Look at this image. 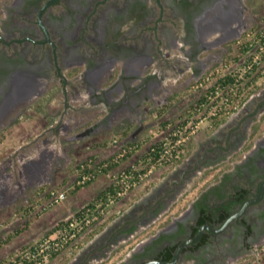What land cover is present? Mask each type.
Returning a JSON list of instances; mask_svg holds the SVG:
<instances>
[{
    "label": "rangeland",
    "instance_id": "rangeland-1",
    "mask_svg": "<svg viewBox=\"0 0 264 264\" xmlns=\"http://www.w3.org/2000/svg\"><path fill=\"white\" fill-rule=\"evenodd\" d=\"M12 2L0 0V25ZM242 6L245 11H241V16L226 11L221 14L222 20H225L224 27L229 32L219 29L208 35L209 41L215 43L202 49L195 57L187 52V44L183 45V51L176 49L166 55L171 58L170 55L177 54L179 61L189 66L188 69L165 75L155 73L154 65H145L136 80H133L134 76L129 84H122L119 77L125 75V71L122 64L117 63L114 70L98 80L93 90L95 93L87 89V94L80 99L69 100L70 107L66 114L67 97H64L62 82L56 80L39 88L41 79L37 74L18 76L20 81L16 91L23 84L21 80L25 76L32 87L26 91V96H21V100H26L17 103L0 121V264H28V261L35 264H118L184 210L214 180L216 174L231 169L235 161L244 156V150L247 152L257 137L253 136L243 151L230 161L215 169L208 167V171L213 172L208 177L205 176L208 171L203 166L191 175L185 188L177 193L182 203L180 208L175 203L179 195L176 197L173 194L166 204L168 213L165 216L142 220L143 226L137 227L130 239L127 237L115 250H111V246L104 257L98 253L92 261L84 257L87 250L98 243L103 231L122 221L123 216L120 215L130 209L135 200L151 191L153 196L160 187L166 185L169 189L174 180H181L182 168L188 164L191 166L201 155L203 143L212 133L217 134L235 119L237 112L227 116L226 121L216 129L215 124L220 118L208 117L216 113L215 106L203 107V102L210 96L207 89H211L221 75L230 73L234 68L238 71L247 57L259 55L260 73L258 77H253L261 78L260 88L264 87V49H261L262 43L258 38L264 35V0H243ZM246 42L253 43V49L237 65L234 58ZM242 68V72L247 71L245 65ZM84 70L82 65L69 69L65 74L69 80H74L76 76L83 75ZM144 82L147 83L142 91L146 93L145 99L141 96L142 92L133 93ZM123 86L130 90L129 97ZM66 89L70 90V87L64 86V92ZM109 91L116 102L110 104L112 108L105 109L100 105L95 110L87 107V110L84 109L86 111L76 110L79 106L98 104L93 101L92 94ZM138 97L141 101H138ZM126 99L129 101L123 103ZM118 110L121 111L114 118L113 112ZM60 121L66 123L61 135L47 133ZM182 128L189 129L187 134L194 133L180 158L167 160L164 155L161 158L162 152L155 161L146 159L156 144L161 149L163 146L168 149L175 134ZM129 154L130 157L124 160ZM111 160L120 161V165L108 172H99V168H107ZM87 161L92 162L90 169L95 171L96 177L89 186L73 192L77 186L76 169ZM128 171H131V177ZM35 175L39 181L45 178L46 181L39 184ZM133 179L137 185L117 196L114 203L108 202L104 208L103 203L98 205L101 214L95 212L93 224L78 233L76 238L71 239L73 231L65 227L54 231L61 222L72 219L112 185H117L118 192L122 193L123 185L131 184ZM53 191L66 192V200L52 205L48 196ZM18 230L23 232L19 233ZM57 239H61L62 247L56 258L49 257L42 261L37 259V254L35 258L31 256L35 248L41 256V251L45 249L42 243ZM230 264H264V241L257 246H248L244 255Z\"/></svg>",
    "mask_w": 264,
    "mask_h": 264
},
{
    "label": "flooded vegetation",
    "instance_id": "flooded-vegetation-1",
    "mask_svg": "<svg viewBox=\"0 0 264 264\" xmlns=\"http://www.w3.org/2000/svg\"><path fill=\"white\" fill-rule=\"evenodd\" d=\"M242 5L243 0H13L0 25V121L17 103L26 100H21V96H26V91L32 87L25 76L16 91L20 74H37L41 79L39 88L59 80L63 84L64 97L74 101L86 95L88 90L95 93L93 90L98 80L117 63L122 64L125 71V75L119 77L122 84H129L134 76L133 80H136L145 65H154L155 73L165 75L182 72L189 66L183 65L177 54L170 55L171 58L166 55L187 44V52L195 57L215 43L209 41L208 35L219 29L229 32L221 14L226 11L241 16V11H245ZM82 65L85 68L83 75L69 80L65 73ZM64 86L70 90L64 92ZM146 86L144 82L133 93L144 91ZM126 91L129 97L130 90ZM252 95L237 111L233 121L203 143L196 165L183 167L181 180H174L171 183L173 188H169L162 199L157 192L152 196H155L154 205L149 207L146 201L140 205L143 216L132 220L133 224L136 220L139 223L148 221L166 211L170 197L173 194L177 197L201 166L215 169L230 161L243 151L253 136L257 137L255 144L247 152L244 150V156L235 161L231 169H224L217 181L210 182L177 214V218L134 249L123 264L152 261L156 262L153 264H159V261L230 264L239 260L248 246L262 244L264 193L259 196L264 185V87ZM92 96L98 104L79 106L76 110H95L100 105L110 109L116 103L110 91ZM141 96L145 99L146 93L142 92ZM128 101L126 99L123 103ZM120 111L113 112V116ZM63 121L47 133L61 135L66 127ZM215 186L222 187L224 198L212 193ZM238 191L243 192V202L236 203ZM207 192V204L213 212L220 204L236 203H232L223 221L217 220L220 212H216L214 220L199 224L201 213L197 203ZM252 199L257 200L227 224ZM175 203L176 207H181L180 195ZM156 207H159L158 214L155 213ZM206 225L212 228H205ZM202 227L204 232L200 239L189 242L176 258L178 247L197 238ZM171 251L172 258L168 259Z\"/></svg>",
    "mask_w": 264,
    "mask_h": 264
},
{
    "label": "built area",
    "instance_id": "built-area-1",
    "mask_svg": "<svg viewBox=\"0 0 264 264\" xmlns=\"http://www.w3.org/2000/svg\"><path fill=\"white\" fill-rule=\"evenodd\" d=\"M261 49L262 50L264 49V43L261 44ZM251 57L252 55L250 57H247L248 59L245 63L244 62L241 63V68L238 69V72H240L241 74L239 75V78H237L236 82H234L231 85L230 84L222 85V82H221V80L224 79L227 75H231L237 71V69L235 71V68H234L233 71H231L230 73H225L221 75V77H219L218 82L213 87H211V89L209 88L207 89L208 90L207 92L208 94H210V96L207 97V100L205 102H203V107L204 109H207L210 106H215V110H216V113H213L209 115L208 117L221 119L223 117H227L233 114L234 112L239 111L242 108V106L246 102L244 101L245 97L252 87V86H249V83L254 78L253 76L255 75L257 76V74L260 73L259 68H261L260 61H259L260 56L254 55L252 58ZM238 64L239 63H237V65ZM242 65H245V68L247 69V71L242 72V70L244 69L242 68ZM253 70L255 71L252 73L251 71ZM250 73H252L251 74L252 76L250 77L247 76ZM260 79L261 78H259V80ZM208 80H210V78H208ZM205 103H208V104H205ZM210 108H213V107H210ZM188 130L189 129H183L182 131H178V133L175 134L176 137L174 138V141L168 145L167 147L168 149H166V147L163 146V149H161L162 151L160 152V155L162 152L164 153L161 155V158L163 155L165 158H168L167 160L180 158L181 154L185 152V145L188 142V140L191 138V134L194 133V131L193 132L190 131L191 133L187 134ZM76 172L78 174L77 175V185H84L88 182H92L93 179H95L96 177L95 171L90 168H87L84 163L81 165H78ZM130 175H132L131 172L129 176ZM130 183L131 184L126 183L123 185V188L125 189V190L123 189L124 192L121 193L119 191L117 195L115 196L110 195L108 202L114 203L116 200L115 198H117V196H121L123 193L128 192L130 188L135 187L137 185V182L135 179H133V181ZM66 197H67V194L64 191H53L50 194V202L52 205L55 203L59 204V203L64 202L66 200ZM95 212L99 213V215L101 214L99 206H98V209L93 211V214ZM93 217L95 216L92 214H87L85 219H79L75 216L72 219H70L69 221H71V223H70L69 230L70 232L73 231L71 235V239L76 238L78 236V233H82L89 226H91L93 222L95 221ZM75 227H77L78 229H75ZM60 242L61 241H58V239L54 241H45L44 243H42V247L45 248L43 251H41L42 255L39 256V253H38L39 251H37L38 249L35 248L33 249L34 253L31 254V256L35 258L37 254L38 260L40 257H43L42 261L47 260L52 255V253L50 252L51 249H55V250L61 249L62 245Z\"/></svg>",
    "mask_w": 264,
    "mask_h": 264
},
{
    "label": "trees",
    "instance_id": "trees-1",
    "mask_svg": "<svg viewBox=\"0 0 264 264\" xmlns=\"http://www.w3.org/2000/svg\"><path fill=\"white\" fill-rule=\"evenodd\" d=\"M259 40H261V43H264V35L262 34L261 37H258ZM253 49V43L251 42H246V44H244L241 48H240V51H239V55L234 58V61L235 62H238L243 56H245L250 50ZM254 55H252L253 57ZM251 57V58H252ZM255 70L251 71L252 73L254 72ZM248 74L247 76H252L251 74ZM241 73L236 71L235 73L231 74V75H227L224 79L221 80L222 82V85H231L233 84L234 82H236L237 78H239V75ZM258 77V76H256ZM249 86H252L250 91L248 92V94L246 95L245 97V100L246 101L250 95H252L254 92H256L257 90L260 89V86L261 84L259 83V79L257 78H253L252 81L249 83ZM165 110V109H163ZM226 121V117H223L219 120H217L216 124H215V128L217 129L221 124H223L224 122ZM161 152V147L159 146V144H156L154 147H153V151L149 153V155L146 157V159H152V160H157L159 159V156H160V153ZM132 153V151H131ZM130 157V154L127 155L126 157H124V160H126L127 158ZM86 165L87 168H90L92 162L91 161H87L84 163ZM120 165V161H113L111 160L109 162V165L107 168L105 167H102L101 169L99 168V172H108L110 170H113L115 168H117L118 166ZM214 171V170H213ZM129 173L131 171H128ZM222 172V171H220ZM212 172L211 171H208L205 176L208 177ZM221 173H218L215 175L214 177V180L217 181L219 179V175ZM212 182V181H211ZM92 182H88L84 185H77L73 192H78L79 190H81L82 188L84 187H87L91 184ZM210 184V183H209ZM208 186V185H207ZM118 189L119 187L117 185H112L111 187H109L105 192L101 193L100 195H98L96 198H94L86 207L82 208L76 215L75 217L79 218V219H85L86 218V215L87 214H93V211L96 210V208L98 207L99 204H102V207H106V204L108 203L109 201V198H110V195H117L118 193ZM212 193H215L220 199L224 198V193L222 191V187L221 186H215L214 188L211 189ZM245 191V190H244ZM246 192V191H245ZM243 192L242 191H238V194H235V196L237 197L236 198V203H239V202H243V198L241 197ZM208 195H209V192L205 193L201 199L199 200V202L197 203V207L199 208L200 210V213H201V216H200V220H199V224H203V223H206L210 220H214L215 217H216V212L219 213L220 212V217L217 218L218 221H223L224 219L227 218L228 216V212L231 210V206H232V201H229V204L228 203H223V204H220L219 205V208L215 209L216 211H211L212 208L209 204H207V200H208ZM50 198V195L48 196ZM234 203V204H236ZM101 209V208H100ZM99 211V210H98ZM99 215V213H97ZM70 223L71 221H67V222H61L55 229L54 231H59L60 229L62 228H67L69 229L70 227ZM18 232H23V230L19 231ZM58 241H61V239H58ZM206 241V238L203 239V242ZM52 253L51 255V258H56L60 253H61V249L59 250H55V249H51L50 251ZM43 257H40L39 259H42ZM172 258V251L171 253H169V256H168V259ZM28 264H35L33 263V261H28Z\"/></svg>",
    "mask_w": 264,
    "mask_h": 264
},
{
    "label": "crops",
    "instance_id": "crops-1",
    "mask_svg": "<svg viewBox=\"0 0 264 264\" xmlns=\"http://www.w3.org/2000/svg\"><path fill=\"white\" fill-rule=\"evenodd\" d=\"M116 117H117V115L114 116V118H116ZM213 135L214 134L212 133L211 137ZM197 160H198V157L195 159V161L193 162V164L191 166H190V164H188L187 167L190 166L191 168H193L196 165ZM206 169H208V168L205 167V171H207ZM37 177L38 176L35 175V179H38V181H39V178H37ZM45 181H46V178L43 181H39L38 183L42 184ZM170 186H171L170 188L172 189L173 188L172 184H170ZM167 190H168V188L166 187V185L163 186V187H160L159 191H158V194H160V195H157V196L162 199V196L165 195ZM152 194H153V191H151L147 195L143 196L142 198L135 200L134 203L131 205L130 209L128 208L127 211L125 210V213L120 215V217L123 216L122 221H120L119 223H116V225L114 227L107 228L106 231H103L104 233H102L98 237V241H97L98 243H96L89 250H87V252L85 253L84 257L89 259V260L91 259V261H92V259H96L94 257V255L97 254V253L100 254L102 257H104V254L107 251H109L111 246H112L111 250H115L116 248H118L120 246V243H122V241H125L127 237L128 238L131 237V235H133L138 230L137 227H142L143 226L142 221L139 223V220H136V223L133 224L132 220L140 219V218H137V217H142L143 216V215H141L142 212L139 209H140V205L144 204L145 201L147 203H149V205H148L149 207L154 205V203L156 201L154 200V197H152ZM178 199H179V196H178ZM156 208L158 210L155 213L158 214L159 213V207H156ZM166 213H168L167 208H166V211H164L163 213L158 214L156 217L160 218L162 216H165ZM175 218H177V215L174 217V219ZM136 224H138V225H136ZM133 251L130 252L118 264H123L124 262H126L131 257V254L133 253Z\"/></svg>",
    "mask_w": 264,
    "mask_h": 264
},
{
    "label": "water",
    "instance_id": "water-1",
    "mask_svg": "<svg viewBox=\"0 0 264 264\" xmlns=\"http://www.w3.org/2000/svg\"><path fill=\"white\" fill-rule=\"evenodd\" d=\"M65 105H66V108H65V112H64V114H66L68 108L70 107V104H69V100H68V98H66ZM263 193H264V185H262L261 193H260L259 198L262 196ZM256 200H257V199H252V200L248 201V202L244 205V207L241 209V211H239L237 214H235L233 217H231V218L229 219V221L227 222V224L230 223V222H232L235 218H238V217H239V216H240V215H241V214L247 209V207H248L250 204H252L253 202H255ZM205 228H209V229H211L212 226H210V225H206ZM203 232H204V227H202V229L200 230V233H199V235H198L197 238H194V239H191V240H187V241H185L184 243H182V244L178 247V249H177L176 258H179L181 250H182V249H183V248H184L189 242H192V241H195V240L200 239V237L203 235ZM153 263H156V262H155V261H152V262H148V263H146V264H153ZM157 263H159V264H173L174 262H164V261H159V262H157Z\"/></svg>",
    "mask_w": 264,
    "mask_h": 264
}]
</instances>
